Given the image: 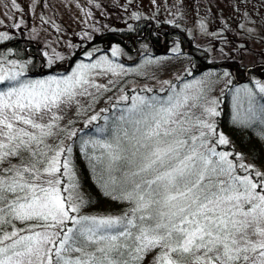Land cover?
<instances>
[{"label": "snow or ice", "instance_id": "obj_1", "mask_svg": "<svg viewBox=\"0 0 264 264\" xmlns=\"http://www.w3.org/2000/svg\"><path fill=\"white\" fill-rule=\"evenodd\" d=\"M89 67L96 65L46 81L0 75L17 81L0 89V225L13 227L0 229V264H142L154 249L152 264H264V173L235 175L230 154L208 146L215 126L205 115H218L215 107L197 116L191 109L200 106L186 94L137 96L110 122L104 117L96 128L104 135L84 143L100 150L105 187L132 207L121 217L74 215L83 203L76 184L67 195L59 187L74 175L71 161L60 159L72 149L50 140L66 131L54 109L86 93L76 88L90 83ZM218 143L228 140L221 134Z\"/></svg>", "mask_w": 264, "mask_h": 264}, {"label": "rangeland", "instance_id": "obj_2", "mask_svg": "<svg viewBox=\"0 0 264 264\" xmlns=\"http://www.w3.org/2000/svg\"><path fill=\"white\" fill-rule=\"evenodd\" d=\"M17 4L18 8L11 4V0H0V20L3 21L0 23V34L7 37L17 36L27 41V50L35 49L34 53L40 58L35 71L42 73L33 82L46 81L50 77L62 79L76 72L77 66L81 64L96 65L84 70L90 83L76 89L77 93L86 89V93L77 95L70 103L61 104L59 109H54L58 116L62 118L71 116L79 100L84 96H91L93 89L103 92L105 88H112L111 95L105 91L106 94L100 96L103 100L107 98L106 101L102 104L98 102L82 121L83 124L78 122L76 125L82 128L89 123L91 116L97 115L100 124L92 125V131H89L94 137L104 135L96 131V128L107 123L104 117H109L110 122L114 115L118 116L132 104L134 97H166L173 93L181 96L186 94L190 97L189 104L195 103L200 106L191 109L192 112L194 109L201 112L203 107L207 106L215 107L218 112L220 107H225L232 122L243 125L258 121L255 132L262 131L264 92L260 91V85H264V0H17ZM138 21L145 22L143 30L138 34L126 36L125 40L126 42L139 40L140 48H133L129 54L110 36H119L121 31L131 29ZM16 24H19V27H16ZM154 26L160 40L157 49L178 54L182 50L187 52L198 48L204 54L205 60L208 59L209 64L225 63V68L218 72L213 69L208 72L209 74L201 72L200 76L190 77L194 69V66L188 65L190 58L162 53L150 54L147 51L149 49L146 31ZM172 26L186 42L180 43L179 37L174 34L176 32L170 33L172 36L168 49H163L165 39L162 30ZM101 35L103 39L100 42L97 41L86 51L80 49L86 43L95 42ZM4 40L6 39L0 38V42ZM88 53L91 55H87ZM79 54L81 56L74 58ZM71 57L74 58L72 62ZM124 62L129 64L125 65ZM254 64H259L257 74L247 71L248 67ZM58 66L68 67V73L57 77L51 71H47ZM61 67L59 68L62 69ZM236 68L243 69L244 73L234 76L232 72H236ZM1 71L0 68V75H3ZM124 96H127L128 100H123ZM197 97L199 99H196ZM110 99L113 101L110 105L112 109L108 111ZM205 118L212 123V117L205 115ZM222 131L219 126L215 127V134L208 136V146L216 142L217 153L230 154L228 160L235 166V175L241 177L252 175L253 179H260L255 177L254 173L264 172L256 166L255 161L243 159L240 154L236 157L235 152L230 153L232 148L229 143H218L221 134L229 142ZM71 132L76 133V127L68 131L61 146L64 147V144L73 137L70 135ZM86 138L88 139L85 141L93 139L91 136ZM88 145L94 148L91 143ZM94 149L99 156L100 150ZM213 159L218 160V157ZM241 165L244 167H240ZM113 175L119 177V173ZM102 180L104 183L108 181L106 171ZM59 187L61 190L68 188L63 182ZM106 188L109 192L112 191L111 185ZM62 194L67 195L66 192ZM126 205L125 202L119 204V209L123 210L122 215L91 212L81 205L80 211L74 215L97 218L121 217L131 209V205L130 207ZM21 225L15 228L26 227ZM12 230L13 227L4 232Z\"/></svg>", "mask_w": 264, "mask_h": 264}, {"label": "trees", "instance_id": "obj_3", "mask_svg": "<svg viewBox=\"0 0 264 264\" xmlns=\"http://www.w3.org/2000/svg\"><path fill=\"white\" fill-rule=\"evenodd\" d=\"M144 21L135 22L131 29L121 31L119 36H110V38L118 41L124 47V49L128 51L129 54H131L133 48H140V41L135 39L126 42L125 37L140 33L143 30V26L145 24ZM155 27L156 26L146 31V42L149 49L147 51H149L150 54L155 55L162 53L168 56L180 55V58H183L185 56L186 58H190V61H188V65L194 66L190 77L198 76L201 72H206V74H209L208 72L213 69L217 70L216 72L224 69V67H213L209 69L205 68L208 59L205 60L204 54H202V51L198 48L192 49V55L190 53L183 52V50L179 51L178 54H173L168 50L164 51L162 49H157L156 46L159 45L160 40L158 39V35L155 32ZM168 28L169 31L175 30L173 26ZM162 32L164 33L163 35L165 39L163 49H168L169 40L172 35H170V33L166 31V29H163ZM174 34L175 36L179 37L180 43L186 42L185 38L179 32H176ZM102 39L103 36L101 35L100 37H98L97 41L100 42ZM26 44V40L21 39L17 36H10L6 40L0 42V68L2 70V74L20 73L18 77L19 81L33 82V80L39 78V76L41 75L38 74L37 71H35L37 69V64L39 63L40 58L34 53V48H29V50H27ZM141 56H139L138 59H140ZM124 64L127 65L129 63L124 62ZM59 67L61 66H58L51 73L57 75V77H59V75L68 73V67H61L62 69H60ZM258 68V66L249 68L248 72H250L251 74H257L259 71ZM235 71L236 75L238 76L244 73L243 69L241 68H236ZM15 83H17V81L0 82V89L6 88L9 84ZM115 86L116 85H113V87ZM210 89H208V91ZM105 91H107L110 95L113 93L111 87L105 88L103 92L93 89V94L91 95L92 97L84 96L82 100H79L78 106H76L73 111L74 113H72L71 116L67 118H62L59 121L60 127L66 129V131L59 132V139H51L50 142L61 145V142L64 141V137L67 135L68 131L75 129L76 127V135L64 144V147H71L72 151L69 154L65 153L60 157L61 161H63L65 158L71 161V168L72 172L74 173V175L71 177L68 175L62 177L63 185L69 187L73 182L76 184L77 191L83 200V203L80 205L85 210L91 212L117 213L119 215H122L123 210L119 209V204L125 202L127 204V207H130V205L132 207V204L127 200L117 198L120 195V192L118 190H112L110 192L107 190V188L105 187V183L101 179L102 166L96 160L97 155L94 151L96 149L90 148L88 144L84 143V141L88 139L86 138L87 136L94 137V135L89 131H92V125L98 123L100 124V120L97 119L94 122L91 121L82 128L76 126L78 122H80V124H83L82 121L86 118L87 115L92 112L98 102L102 104V102L106 101L107 98L103 100L100 97L106 94ZM173 92L175 91L173 90ZM112 102L113 101L111 99L108 102V111L112 109V107L110 106ZM193 112L197 116L201 113L195 109ZM217 113L218 115L213 116L211 122L215 127L219 126L220 131L223 130L222 132L228 137V143L232 148L230 153L235 152V156L237 154L236 157H239L240 154L243 159H250L251 161H255L254 163H256V166H259L262 172H264V126L259 122L262 125V131L257 130L256 132L258 133H256L255 127L258 121H252L250 122V124L245 123L243 125H239L232 122L230 113L225 107H220ZM100 115H102L101 112ZM61 171L63 170L61 169ZM63 190L62 192H64ZM29 223L39 224L38 221H31ZM12 224L14 226H19L20 224H22L21 226H25L24 222L15 220L12 221ZM11 227L12 226L10 225H0V229H2V231H5ZM158 251L159 249H154L148 256L145 257V259L142 261V264H152L153 258L156 256Z\"/></svg>", "mask_w": 264, "mask_h": 264}, {"label": "flooded vegetation", "instance_id": "obj_4", "mask_svg": "<svg viewBox=\"0 0 264 264\" xmlns=\"http://www.w3.org/2000/svg\"><path fill=\"white\" fill-rule=\"evenodd\" d=\"M173 32H178V31L177 30H173ZM187 53H190L191 55L193 54L192 51H187ZM221 65H226V64L225 63H221V64H216L214 66H221ZM209 66H212V65H209Z\"/></svg>", "mask_w": 264, "mask_h": 264}, {"label": "water", "instance_id": "obj_5", "mask_svg": "<svg viewBox=\"0 0 264 264\" xmlns=\"http://www.w3.org/2000/svg\"><path fill=\"white\" fill-rule=\"evenodd\" d=\"M83 49V48H82ZM72 59H73V57H72Z\"/></svg>", "mask_w": 264, "mask_h": 264}]
</instances>
